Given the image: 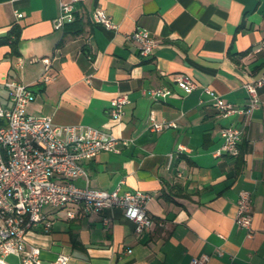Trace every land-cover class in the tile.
Masks as SVG:
<instances>
[{"label":"crops","instance_id":"obj_1","mask_svg":"<svg viewBox=\"0 0 264 264\" xmlns=\"http://www.w3.org/2000/svg\"><path fill=\"white\" fill-rule=\"evenodd\" d=\"M74 6V20L57 29V0H0V103L10 105L4 81L11 79L33 91L29 114L130 139L120 152L82 161L86 177L74 182L148 193L152 224L136 231L119 207L75 217L44 207L50 227L40 223L26 232L42 263L62 252L66 264H192L202 254L204 264H264V85L257 107L227 118L205 89L245 106L243 83L264 71V52L256 49L264 38V0H78ZM95 7L117 29L94 23ZM136 27L157 40L148 56L126 37ZM178 73L198 86L185 92L172 81ZM151 86L171 92L152 99L144 92ZM118 93L127 101L116 121L108 108ZM150 111L173 125L150 130ZM226 123L241 129L235 156L215 153ZM241 189L251 194V236L235 222ZM6 260L19 263L14 255Z\"/></svg>","mask_w":264,"mask_h":264},{"label":"built area","instance_id":"obj_2","mask_svg":"<svg viewBox=\"0 0 264 264\" xmlns=\"http://www.w3.org/2000/svg\"><path fill=\"white\" fill-rule=\"evenodd\" d=\"M59 13L54 19V27L62 28L75 18V3L78 0H57ZM16 17L23 13L14 10ZM91 20L108 29H117V24L101 7L91 12ZM134 41L138 53L148 56L157 40L144 27H136L126 34ZM256 49L264 52V38ZM47 60V59H43ZM172 81L185 92L191 91L198 83L185 73H178ZM8 90L9 106L0 103V264H13L6 260L7 255L18 258V264H43L40 248L26 240V232L42 223L45 229L51 221L43 212L44 207L63 209L67 217L98 213L104 209L119 207L125 217L135 223L140 232L150 227L152 219L147 213L146 202L149 194L138 190L119 191L99 189L74 182L77 177H86L82 161L93 158L100 151L120 152L129 144L127 138L116 137L104 130L89 125L56 124L49 115H31L26 111L33 91L27 85L11 79L4 81ZM264 85V71L257 77L243 83L246 91V104L238 107L224 100L220 95L211 94L212 105L224 118L235 114H249L260 100L258 87ZM144 92L152 99H163L171 89L168 86H151ZM125 95L118 93L110 99L109 116L119 121L124 114ZM148 127L160 131L172 122L159 121L149 112ZM221 143L216 154L235 156L239 153L238 144L241 129L226 123L220 128ZM178 145L177 149H182ZM235 222L251 236L253 228L251 194L241 189L236 200ZM107 222L108 217L103 218ZM130 251V249H127ZM220 252V251H219ZM208 255L191 258L192 264H204ZM69 255L58 253L49 264H66Z\"/></svg>","mask_w":264,"mask_h":264},{"label":"trees","instance_id":"obj_3","mask_svg":"<svg viewBox=\"0 0 264 264\" xmlns=\"http://www.w3.org/2000/svg\"><path fill=\"white\" fill-rule=\"evenodd\" d=\"M81 31V28H77V29H75V30H73V31H71L73 34H77V33H79ZM2 123H4V120L3 119H0V124H2Z\"/></svg>","mask_w":264,"mask_h":264}]
</instances>
